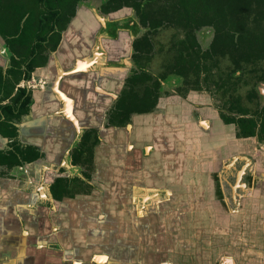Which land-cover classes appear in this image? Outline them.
<instances>
[{"label":"crops","instance_id":"obj_1","mask_svg":"<svg viewBox=\"0 0 264 264\" xmlns=\"http://www.w3.org/2000/svg\"><path fill=\"white\" fill-rule=\"evenodd\" d=\"M80 5L47 65L19 85L33 104L14 124L17 141L41 158L0 166V264H239L216 260L215 238L264 264V144L237 138L206 93L160 97L155 111L112 126L136 69V18ZM5 48L0 39L6 70ZM92 130L88 178L73 152ZM14 141L0 135V151ZM58 178L71 197L55 198Z\"/></svg>","mask_w":264,"mask_h":264},{"label":"trees","instance_id":"obj_2","mask_svg":"<svg viewBox=\"0 0 264 264\" xmlns=\"http://www.w3.org/2000/svg\"><path fill=\"white\" fill-rule=\"evenodd\" d=\"M87 1L0 0V39L10 60L6 70L0 66V135L15 140L11 150L0 151V166L12 169L41 158L35 147H24L17 141L14 124L30 113L33 104L32 93L19 85L47 65L79 5ZM100 1L106 15L125 8L133 10L145 29L133 43L136 69L111 113L112 126L127 127L132 115L153 112L165 93L162 82L173 75L178 82L183 80L176 90L181 96L201 91L202 84L214 94L223 90L228 96L225 108L231 109L221 114L223 122L236 126L237 138L256 137L264 144V108L258 102L257 90L264 82V0ZM204 28L214 31L208 50H203L197 39V32ZM162 32L171 33L167 44L156 40ZM156 58L161 60L158 75L153 70ZM244 86L250 88L247 97L252 106L245 105L238 94ZM98 143L97 132H87L73 152L75 163L90 166ZM69 186L68 179H56L52 187L55 198L69 196Z\"/></svg>","mask_w":264,"mask_h":264},{"label":"rangeland","instance_id":"obj_3","mask_svg":"<svg viewBox=\"0 0 264 264\" xmlns=\"http://www.w3.org/2000/svg\"><path fill=\"white\" fill-rule=\"evenodd\" d=\"M86 4L88 5V7H91L92 9H94V10H96V11H99L98 12V15L99 16H102L100 13H102L100 10V8H101V2L99 1V0H90V1H87L86 2ZM81 6V5H80ZM106 15V14H105ZM110 17L112 16V15H109ZM114 16H116V17H118V18H123V17H134L135 18V16H136V14H135V12L133 11V10H131V9H123V10H120L119 11V13L117 14V15H114ZM115 17V18H116ZM135 33H137V28L135 29V30H131V36H132V34H133V36H135ZM170 35H171V33L170 32H162L161 34H160V36H159V40H161L162 42H166V41H168L169 40V38H170ZM133 36L131 37L132 39H133ZM210 35L209 36H206V38L205 39H203L202 40V43H203V46L204 47H206L207 46V44H208V42L211 40L210 39ZM128 41H129V39H128ZM130 41H132L131 39H130ZM160 64H161V60L159 59V58H156L155 59V61L153 62V70H154V74L156 73H158V72H160L161 71V66H160ZM166 88H165V90H164V92L165 93H163L160 97H164V96H173V95H179L178 93H176L175 91V88H174V86L173 85H171V88H167V86H165ZM166 92H169L168 94L166 93ZM175 93V94H174ZM192 93H198V94H204V93H207V92H201V91H190L186 96H181V97H184V98H187V96H190ZM207 95H209L210 96V94H208L207 93ZM160 99V98H159ZM213 100V105L214 106H216V102L218 101V96H217V98L216 97H214V98H212ZM217 104H219V102H217ZM155 111V110H154ZM132 123V119H131V122L129 123V125ZM130 127V126H129ZM100 141V140H99ZM66 159H67V157H65V161H66ZM69 160V159H68ZM93 164H94V161H93ZM90 166H92V164L90 165ZM90 168V167H89ZM83 173H85V172H88V174L87 173H85L87 176H88V178H89V175H93L94 174V172H95V166L91 169H88L87 168V166H85L84 168H83ZM84 175V174H83ZM87 176H84L85 178H87ZM258 236V235H257ZM216 239H218V241H216ZM211 240V245H212V243L213 242H215V247H218V246H220V245H222V247L221 248H224V251H223V253H222V255H220V256H218V258L216 259V260H219V258H221V256H230V257H235V256H237L236 258L237 259H239V261H238V263L239 264H247L248 263V255H247V251L246 250H244V248L243 247H245L243 244L244 243H239V244H235L234 246L232 245V240H227V239H220L219 240V238H215V239H210ZM239 245V246H238ZM236 247H238V248H241L240 250L241 251H239V252H237V249H236ZM220 248V247H219ZM209 252L210 251H212L211 249H209L208 250ZM237 254V255H236ZM209 256H210V253H209ZM215 262V261H214Z\"/></svg>","mask_w":264,"mask_h":264},{"label":"flooded vegetation","instance_id":"obj_4","mask_svg":"<svg viewBox=\"0 0 264 264\" xmlns=\"http://www.w3.org/2000/svg\"><path fill=\"white\" fill-rule=\"evenodd\" d=\"M135 18H136V16H135ZM136 27H138V28H137V31L139 32V30H140L139 27H141V26H140V24H139L137 18H136V26H135V28H136ZM135 28L132 29V30H135ZM141 28H142V27H141ZM141 31H142V32H141V33H138L137 36H136V35L134 36L135 39H136V38H140L141 36H143V34L145 33V29L142 28ZM213 32H214V31H213V29H211V28H204V29H202V30H200V31L197 32V39H198L200 45L202 46V49H203V50H208V49L211 47V43H212V40H213V37H214V33H213ZM209 35L211 36V37H210L211 40L208 42L207 46L204 47V46H203V43H202V40L205 39L206 36H209ZM135 39H134V41H135ZM156 40L161 41V40H159V37H158ZM170 40H171V37L169 38L168 41L163 42L162 44H167L168 42H170ZM159 44H160V43H159ZM5 47H6V46H5ZM5 49H6V48H5ZM158 49H159V48L157 47L156 50H158ZM6 52H7V49H6ZM9 64H10V63H9ZM8 67H9V66H8ZM156 75H158V74H156ZM181 83H183V80H182V79L180 80V82H178V78L172 75V76L169 77V80H168L165 84L162 82V85L164 86V88H166L165 86H167V88H171V85H173L174 88H175V90H177V88H179V87L181 86ZM202 86L204 87V89H202L201 92H203V91H204V92H207L208 94H210L211 98H214V97L217 98V96H218V101H217V102H219V104H217V102H216V106H215V107H216V109H217V111H218V114H219L220 118H221V114H224L225 112L228 114L229 112H231V111H230L231 109H227V108H225V101L228 99V96L225 97V96L223 95V93H222L223 90H220V92L214 94L213 92H209V91H207V89L205 88L206 85L202 84ZM249 90H250L249 87L244 86V87H242V88H240V89L238 90V94H240V95L243 97V103H244L245 105H247V106H252V105H253L252 102H251V101L249 100V98L247 97V92H248ZM257 90H258V95H259L258 102L261 104L260 106H261L262 108H264V82H262V83H260V84L258 85ZM175 92L177 93V91H175ZM207 93H206V94H207ZM174 94H175V93H174ZM221 120H222V118H221ZM222 121H223V120H222ZM227 125H228V124H227ZM232 125H234V124H232ZM235 127H236V126H235Z\"/></svg>","mask_w":264,"mask_h":264}]
</instances>
